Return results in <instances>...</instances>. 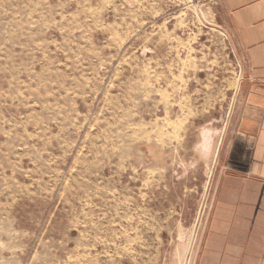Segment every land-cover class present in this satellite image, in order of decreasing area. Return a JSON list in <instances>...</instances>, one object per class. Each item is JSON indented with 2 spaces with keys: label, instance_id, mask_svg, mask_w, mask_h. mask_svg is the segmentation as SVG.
Listing matches in <instances>:
<instances>
[{
  "label": "rangeland",
  "instance_id": "rangeland-1",
  "mask_svg": "<svg viewBox=\"0 0 264 264\" xmlns=\"http://www.w3.org/2000/svg\"><path fill=\"white\" fill-rule=\"evenodd\" d=\"M204 1L0 0V264L195 263L219 162L162 103L124 99Z\"/></svg>",
  "mask_w": 264,
  "mask_h": 264
},
{
  "label": "crops",
  "instance_id": "crops-1",
  "mask_svg": "<svg viewBox=\"0 0 264 264\" xmlns=\"http://www.w3.org/2000/svg\"><path fill=\"white\" fill-rule=\"evenodd\" d=\"M203 3L205 20L186 19L176 37L175 62L157 64L159 69L148 58L144 67L129 65L136 77L128 78L133 89L124 100L142 99L144 115L153 111L152 102L162 103L164 118L175 127L169 132L184 122L193 155L199 143L206 162H219L194 264H264V0ZM133 26L129 21L125 30L113 28L112 40L120 45ZM183 194L177 192L175 202L164 197L174 212Z\"/></svg>",
  "mask_w": 264,
  "mask_h": 264
},
{
  "label": "water",
  "instance_id": "water-1",
  "mask_svg": "<svg viewBox=\"0 0 264 264\" xmlns=\"http://www.w3.org/2000/svg\"><path fill=\"white\" fill-rule=\"evenodd\" d=\"M224 133H225V131H224ZM223 137H224V134H223L222 139H221V141H220L219 149H220V147H221ZM218 156H219V150H218V152H217V156H216L215 161H217ZM216 163H217V162H214V164H213V170H214V167L216 166ZM212 174H213V172H212ZM210 181H211V178H210Z\"/></svg>",
  "mask_w": 264,
  "mask_h": 264
},
{
  "label": "clouds",
  "instance_id": "clouds-1",
  "mask_svg": "<svg viewBox=\"0 0 264 264\" xmlns=\"http://www.w3.org/2000/svg\"><path fill=\"white\" fill-rule=\"evenodd\" d=\"M194 151H197V154H199V143L197 145H194Z\"/></svg>",
  "mask_w": 264,
  "mask_h": 264
}]
</instances>
